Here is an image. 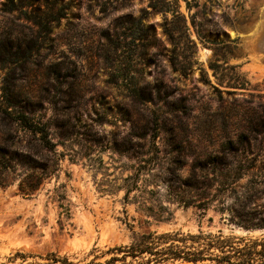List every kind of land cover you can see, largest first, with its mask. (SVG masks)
I'll use <instances>...</instances> for the list:
<instances>
[{"label": "rangeland", "instance_id": "rangeland-1", "mask_svg": "<svg viewBox=\"0 0 264 264\" xmlns=\"http://www.w3.org/2000/svg\"><path fill=\"white\" fill-rule=\"evenodd\" d=\"M23 6L0 0V264L90 260L149 232L264 240V0ZM241 136L246 170L224 190L211 160ZM241 201L257 227L230 221Z\"/></svg>", "mask_w": 264, "mask_h": 264}, {"label": "trees", "instance_id": "trees-1", "mask_svg": "<svg viewBox=\"0 0 264 264\" xmlns=\"http://www.w3.org/2000/svg\"><path fill=\"white\" fill-rule=\"evenodd\" d=\"M36 1L21 0L24 3L23 7H31ZM14 10L16 9L12 8L7 11L12 12ZM159 11L167 12V8H161ZM58 19H60L59 16H52L51 21ZM36 23L41 25L40 22ZM15 121L32 134L40 133L42 147L48 152L54 150L55 145L48 139L43 127H38L36 123H33L25 115H18ZM140 139L144 138L140 137ZM245 143V137L241 136L239 138V149L235 148L231 143L225 146V155H229L232 158L230 162H226V156L211 160L216 165V173L223 177L225 181H228V183L222 185L224 190L231 188L241 179L246 170L243 157L239 154ZM148 145L155 149L153 138L149 140ZM154 151L156 152V150ZM5 152L4 150L0 151V156ZM6 165L0 160V167L8 168ZM126 180H132L133 182L134 179L129 177ZM34 189L35 185L33 184L20 183L19 185V190L24 196L29 195ZM133 189H136L135 183L126 186L123 197L124 203H128L129 194ZM59 199L63 200L64 198L60 197ZM184 206L187 207L189 204L186 202ZM58 207L61 210V214L68 218L69 209L61 202ZM196 208L205 209L202 204H198ZM235 213L237 220H230L235 225L245 230L257 227L255 226L257 224H253L248 215L245 214L243 201L235 209ZM165 220H168V218ZM124 223L128 228H131L130 224ZM88 256H92V258L90 260L85 258L77 262H72L68 256H59L54 253H49L39 258L45 261L43 264H264V240H245L243 238L223 236L221 233L149 232L134 236L128 245L113 246L106 250L93 248ZM29 258H37V255L28 254L23 250H16L8 258V261L15 262L20 260L24 264ZM27 264H37V262Z\"/></svg>", "mask_w": 264, "mask_h": 264}]
</instances>
